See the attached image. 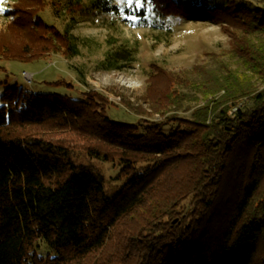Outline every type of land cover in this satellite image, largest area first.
I'll return each instance as SVG.
<instances>
[{"label": "trees", "instance_id": "1", "mask_svg": "<svg viewBox=\"0 0 264 264\" xmlns=\"http://www.w3.org/2000/svg\"><path fill=\"white\" fill-rule=\"evenodd\" d=\"M17 1L9 14L12 18L0 31V57L6 60L31 61L51 53L73 57L79 47L70 29L77 19L115 13L118 8L113 0H50L56 17L70 16L71 22L61 30L38 16L35 8L45 5L43 0H29V5H23L27 0ZM162 4L157 10L141 8L144 19H157L152 11L157 15L168 11L167 3ZM177 4L205 20L222 12L229 25L240 24L247 37L243 46L236 45L234 55L241 68L264 82V41L260 39L264 0ZM135 50L127 44L108 49L98 68L121 70L134 61ZM242 72L219 59L218 68L202 74L206 76L203 86L196 80L192 83L205 100L192 112V121L199 120L198 124L182 127L180 118L169 116L157 127L149 125L144 133H137L129 130L130 124L106 116L95 120L103 140L125 150L120 170L125 181L113 194L105 192L99 173L77 163L62 145L15 132L17 127L50 121H78L87 111L83 101L57 93L24 97L16 86L6 87L0 96V264H102L93 262V254L104 250L111 234L126 221L133 226H126L128 235L119 238L114 264H254L264 245V88L253 90L250 76ZM163 73L157 70L154 78ZM182 100H173L174 108H180ZM169 124L175 127L165 133L163 127ZM241 148L246 150L247 166L233 211L220 237L212 238L206 226L196 224L204 210L214 206L215 189ZM180 149L190 155L189 163ZM144 153L151 162L137 168V158ZM88 155L112 160L97 148L88 149ZM134 215L140 217L139 223L133 222ZM136 245L139 248L134 251Z\"/></svg>", "mask_w": 264, "mask_h": 264}, {"label": "rangeland", "instance_id": "2", "mask_svg": "<svg viewBox=\"0 0 264 264\" xmlns=\"http://www.w3.org/2000/svg\"><path fill=\"white\" fill-rule=\"evenodd\" d=\"M113 1L118 5L115 13H93L84 19L76 17L78 22L70 31L77 39L79 53L73 57L67 58L61 53H51L31 61L0 57V96L6 87L16 86L22 90L24 97L32 93H57L83 101L87 111H83V118L78 121H50L44 125L17 127L15 132L25 138L42 139L68 149L77 163L89 165L102 176L107 194H113L125 181L120 170L121 159L126 155L124 148L103 140V131L95 127V120L106 116L110 120L130 124L132 128L129 130L144 133V127H157L156 123L165 121L169 116H177L183 121L180 125L187 127L193 123L192 112L205 102L199 93L200 88L197 89L192 83L196 80L197 85L203 86L206 76L202 74L208 75L212 68H218L219 59L225 61L230 69L243 71L244 75L250 76L253 90L264 88V82L241 68L240 59L234 55L236 45L241 47L245 44V29L240 24L235 27L229 25L226 22L229 18L222 12L212 20H205L182 9L177 2L183 0ZM244 1L258 4L260 0ZM43 2L45 5L35 8L38 16L63 30L71 22L70 16L61 13L56 17L50 0ZM162 3H167L168 11L160 15L152 11L157 19H144L141 8L157 10L155 7L161 8ZM16 4L17 0H4V11H0V31L12 18L9 14L14 12ZM29 4V0L23 2V5ZM260 39L264 41V35H260ZM254 42L258 43L256 40ZM121 44L136 48L134 61L121 70L99 69L98 63L107 50L116 49ZM200 67H205L203 71H209H200ZM157 70L165 73L154 78ZM176 98L183 99L182 103H178L183 104L180 108H174L173 100ZM153 102L158 104L153 105ZM160 112L166 114L160 115ZM210 120L211 117L208 122ZM194 121L193 124H198L199 120ZM174 127L175 124L166 125L163 131L168 133ZM91 148L107 153L112 160L103 161L89 156L88 149ZM180 150L183 160L189 163L190 155L184 149ZM241 150L228 162L221 185L214 192V206L204 210L202 219L196 224L201 228L206 226L212 238L220 237L233 211L241 175L247 166L243 158L246 150ZM150 158L145 153L138 156L137 168L149 165ZM131 217L133 222L139 223L138 215ZM126 226L131 228L133 223L126 221L123 227H117L105 249L93 254V262L115 263L121 242L119 238L128 235ZM138 248L136 245L133 250ZM112 256L115 260L105 263ZM263 256L264 245L261 243L254 264H262Z\"/></svg>", "mask_w": 264, "mask_h": 264}, {"label": "snow or ice", "instance_id": "3", "mask_svg": "<svg viewBox=\"0 0 264 264\" xmlns=\"http://www.w3.org/2000/svg\"><path fill=\"white\" fill-rule=\"evenodd\" d=\"M3 3H4V0H0V11H4ZM137 3H139V0H137Z\"/></svg>", "mask_w": 264, "mask_h": 264}, {"label": "built area", "instance_id": "4", "mask_svg": "<svg viewBox=\"0 0 264 264\" xmlns=\"http://www.w3.org/2000/svg\"><path fill=\"white\" fill-rule=\"evenodd\" d=\"M236 108H233V110L232 111H234Z\"/></svg>", "mask_w": 264, "mask_h": 264}]
</instances>
